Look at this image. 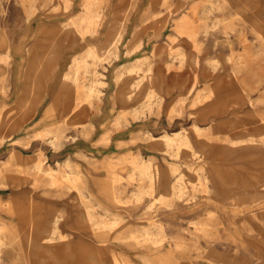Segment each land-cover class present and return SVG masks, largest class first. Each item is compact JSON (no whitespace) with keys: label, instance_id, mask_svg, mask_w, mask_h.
<instances>
[{"label":"rangeland","instance_id":"rangeland-1","mask_svg":"<svg viewBox=\"0 0 264 264\" xmlns=\"http://www.w3.org/2000/svg\"><path fill=\"white\" fill-rule=\"evenodd\" d=\"M258 50L264 0H0V264H264Z\"/></svg>","mask_w":264,"mask_h":264},{"label":"bare ground","instance_id":"bare-ground-1","mask_svg":"<svg viewBox=\"0 0 264 264\" xmlns=\"http://www.w3.org/2000/svg\"><path fill=\"white\" fill-rule=\"evenodd\" d=\"M183 19L186 20V17H184ZM184 20H183V22H184ZM258 31L260 32V30H258ZM246 38H247V36H246ZM181 49H182V47L178 46V51H180ZM94 52H95L94 50H90L89 51L90 54H93ZM177 54L179 55V58H180L181 62L185 63L188 60V58H187V56L185 54L180 53V52H177ZM260 59L264 60V52L262 50H258L257 53H255V55L252 58L248 59V60L237 61V64L239 65L240 72L243 74V77L246 76V79H244V82H243V86H244V88H246V89H248L250 91H255V90L260 89V87L264 83V69H262L260 67V65H259ZM191 60H195V59H191ZM194 63L197 64L196 62H194ZM233 72H235V71H233ZM97 82L99 83V81H97ZM101 82L102 81H100V83ZM103 83H105V82H103ZM96 92H98V91H96ZM91 93L92 92H90L89 94L91 95ZM96 94H98V93H96ZM78 110H81V104L78 105L74 109V112L76 113ZM78 114H79V112H78ZM79 117H80V115H79ZM262 122L264 123V116H263V121ZM251 124H252V122L247 121V120L241 121L240 122V127H246L247 128V130L249 132V137H247V139H240V140H237V141L228 142L226 144L225 150L232 151L235 148H237L238 146H248V145L250 146L251 145V146L254 147L255 146L254 144H256L255 136L256 135L264 136V128H261L259 131H256L257 129L254 128V127H251ZM195 129L196 130H200L201 126L195 125ZM57 133L58 132H56V134ZM181 134H182L181 131H175L173 134L165 133L162 136H153L152 138H153V142L158 143V144H163L164 142H166L169 146L178 145L179 147H181L182 149H185V150L189 149V148L191 149V147H190L191 144L190 143L192 142V138L190 137L189 133H186V134H183V135H181ZM161 146H163V145H161ZM42 160L34 161V166H36L37 169H39V170L42 169V164H43ZM220 164H221V166H225V165L227 166L225 160H223V162L221 161ZM149 167H150L149 164L143 165L140 168V172L143 175L149 176V177H151L153 179L155 177V174L150 172ZM223 170H224V168H223ZM229 171H235V170L233 168H230ZM241 171L252 173V174H255V175H264V169L249 170L248 167L244 166V167H242ZM46 172L51 177H53L55 175L54 172H53V169L46 170ZM65 177L68 180H70L72 185L75 186L79 190V192L81 191V193L83 194V191L77 186L75 176L74 177L65 176ZM152 182H153L152 189L155 190L154 180H152ZM169 195H170V192H167L164 195L163 199L167 198ZM57 221H58V219L55 220L56 223H57ZM29 246L30 245H28V248H29ZM30 255H31L30 264H34L36 259H38V257L41 256L42 253L41 252L40 253H35L33 251H30ZM39 262H41V260H39ZM127 262L128 261L125 258H122V257H119V256H112L111 258H109L108 264H127Z\"/></svg>","mask_w":264,"mask_h":264},{"label":"crops","instance_id":"crops-1","mask_svg":"<svg viewBox=\"0 0 264 264\" xmlns=\"http://www.w3.org/2000/svg\"><path fill=\"white\" fill-rule=\"evenodd\" d=\"M163 135H164V134H163ZM151 136L153 137L154 135H151ZM161 136H162V135H161ZM248 162L253 163V160L250 159V157H249Z\"/></svg>","mask_w":264,"mask_h":264}]
</instances>
